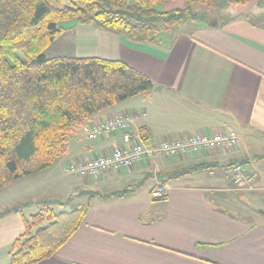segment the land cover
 Here are the masks:
<instances>
[{
    "label": "crops",
    "instance_id": "obj_1",
    "mask_svg": "<svg viewBox=\"0 0 264 264\" xmlns=\"http://www.w3.org/2000/svg\"><path fill=\"white\" fill-rule=\"evenodd\" d=\"M212 7L160 31L154 42H134L112 30L75 22L56 38L70 32L72 56L120 60L154 83L151 90L87 121L115 112H143L132 120L130 131L145 141L231 129L239 134L240 144L187 157L146 158L129 169L94 177L73 175L72 193L89 189L94 196L85 201L81 195L74 206H88L81 224L38 264H264V7L256 0L220 3L216 12ZM71 133L60 156L61 169L69 160H90L120 139L115 133L88 140L81 127ZM201 163L207 168L162 181L170 172ZM235 164L253 176L248 185L232 182L229 170ZM132 174L142 179L128 183L125 188L132 190L124 195L110 196L120 191L115 188L98 192L94 184ZM144 179H151L147 189ZM158 182L166 187L163 198L150 194ZM247 197L260 209L250 220L231 208L239 210ZM13 207L0 216V264L9 261L24 220L39 210L24 214Z\"/></svg>",
    "mask_w": 264,
    "mask_h": 264
},
{
    "label": "trees",
    "instance_id": "obj_2",
    "mask_svg": "<svg viewBox=\"0 0 264 264\" xmlns=\"http://www.w3.org/2000/svg\"><path fill=\"white\" fill-rule=\"evenodd\" d=\"M166 1L172 0H0V189L62 156L67 136L93 114L154 87L148 76L120 60L46 57L42 51L65 30L61 22L72 19L147 43L156 41L162 30L198 18L197 6L216 2L184 0L182 7L158 9ZM256 1L264 7V0ZM206 168L201 163L170 172L162 181ZM87 209L85 204L54 212L41 206L24 220L6 264H38L53 255Z\"/></svg>",
    "mask_w": 264,
    "mask_h": 264
},
{
    "label": "built area",
    "instance_id": "obj_3",
    "mask_svg": "<svg viewBox=\"0 0 264 264\" xmlns=\"http://www.w3.org/2000/svg\"><path fill=\"white\" fill-rule=\"evenodd\" d=\"M138 112H115L103 119L89 120L81 126L84 137L94 140L99 135L119 133V142H114L109 150L96 154L90 160L75 159L66 161L62 170L66 174L86 177L98 176L108 170L129 169L146 158L156 159L164 156L187 157L198 152H210L218 149H234L240 144V136L234 130H213L210 133L196 132L178 137H158L142 140L134 136L130 127ZM232 182L238 187L248 185L253 176L244 174L240 165L235 164L229 170ZM153 198L166 195L164 183L158 182L151 189Z\"/></svg>",
    "mask_w": 264,
    "mask_h": 264
},
{
    "label": "rangeland",
    "instance_id": "obj_4",
    "mask_svg": "<svg viewBox=\"0 0 264 264\" xmlns=\"http://www.w3.org/2000/svg\"><path fill=\"white\" fill-rule=\"evenodd\" d=\"M184 0H172L166 1L158 6V9L166 10L170 8H178L183 6ZM222 5H238L228 3V0H216L213 4L212 11H218L219 4ZM208 9L207 6H197L196 10L200 13ZM74 20L62 21L61 25H64L65 28H68ZM172 28V27H171ZM70 32L64 33L63 36L56 39L52 44L45 48L42 52L46 57L52 56H72L74 52L72 51V46H70V37L68 36ZM71 133L67 136V140L70 139ZM70 141V140H69ZM68 143V142H67ZM71 143L69 142V145ZM60 157L53 160V162L44 170L40 172H35L29 175H24L17 180H14L7 186L0 189V212L6 207H13L19 212L27 214L29 211H32L41 206L59 212L60 210H66L67 208H74L79 204V201H82L83 197L79 196L81 190H76L73 192V179L74 174L65 175L59 166ZM132 177L120 178L119 180H101L100 182L94 183L93 180L89 181L94 183L98 187V192L111 190V189H124L128 183H137L142 179L141 174H132ZM81 178V177H78ZM89 179V178H87ZM151 179H144L143 189H147L148 185L151 183ZM235 198V203L237 202V196L233 195ZM232 197V196H231ZM85 201L86 196H85ZM252 197H247L245 204L240 206L239 210L236 206H231L236 212L243 215L246 219H253L257 217L258 212L260 211L257 203ZM232 203V202H231ZM234 204V203H232ZM61 212V211H60Z\"/></svg>",
    "mask_w": 264,
    "mask_h": 264
},
{
    "label": "water",
    "instance_id": "obj_5",
    "mask_svg": "<svg viewBox=\"0 0 264 264\" xmlns=\"http://www.w3.org/2000/svg\"><path fill=\"white\" fill-rule=\"evenodd\" d=\"M78 195L79 196L85 195L86 196V200L89 201L90 197L94 196V193H93L92 190L85 189V190H81Z\"/></svg>",
    "mask_w": 264,
    "mask_h": 264
}]
</instances>
